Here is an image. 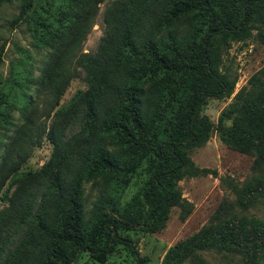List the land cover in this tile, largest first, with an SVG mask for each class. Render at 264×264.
<instances>
[{"label":"trees","instance_id":"trees-1","mask_svg":"<svg viewBox=\"0 0 264 264\" xmlns=\"http://www.w3.org/2000/svg\"><path fill=\"white\" fill-rule=\"evenodd\" d=\"M11 1L0 0V8ZM35 1L19 0L11 27L28 19ZM99 2L64 0L51 21L68 28V37L82 38ZM102 21L96 52L80 54L77 60L87 85L77 95L83 105L81 130L65 143L48 133L53 147L49 160L38 171L13 180L7 205L0 210V264H71L76 253L101 263L117 247L126 252L129 263L144 264L120 232L158 231L169 207L181 200L177 182L196 171L188 152L203 145L212 129L200 113L204 100L228 97L235 83V77L221 72L220 55L230 42H243L251 29L264 27V0H119L105 9ZM3 48L4 43L0 65ZM56 67L45 68L36 80L38 86L47 85L53 98L64 79ZM248 85L220 113L215 132L224 146L261 164L264 67ZM3 86L0 82V111L15 99L7 93L12 84L7 90ZM19 98L22 106L28 105V97ZM28 134L29 129H23L15 140ZM72 158L78 166L69 179L66 170ZM145 159L144 212L133 211L140 208L136 199L121 212L115 207L117 197ZM11 175L9 168L0 174V189ZM97 178L109 179L112 186L107 184L103 201L84 226L82 185ZM215 231L196 236L193 248H233L247 264L264 259L261 226L247 233L227 222ZM191 250L179 244L177 250H168L162 264L180 262Z\"/></svg>","mask_w":264,"mask_h":264},{"label":"rangeland","instance_id":"rangeland-1","mask_svg":"<svg viewBox=\"0 0 264 264\" xmlns=\"http://www.w3.org/2000/svg\"><path fill=\"white\" fill-rule=\"evenodd\" d=\"M63 1L36 0L28 19L13 27L11 21L18 14L19 0H12L0 8V44L4 43L0 82L6 90L12 84L7 93L15 95L9 109L0 111V174L7 168L12 173V178L0 189V210L7 205L5 199L13 190V180L38 171L49 160L53 147L46 137L48 133L52 132L57 140L65 143L80 132L83 105L77 95L85 91L87 85L84 69L77 60L80 54L96 52L104 30L103 13L111 3L119 0H100L89 19L87 34L73 39L67 36L68 28L51 21L53 10L61 7ZM50 28H55L56 32L49 33ZM54 65L64 79L60 94L53 98L47 85L38 86L36 80L42 78L45 68ZM263 67L264 27L251 29L246 40L230 42L223 49L219 68L230 78L235 77V83L228 97L204 100L200 113L208 119L212 129L203 145L188 152L196 171L177 182L181 200L169 207L158 231L120 232L130 240L144 264H162L168 250H177L179 244L192 250L188 257L175 264H247L242 254L233 248L196 250L193 247L196 236L210 235L212 230L216 233L227 222L236 223L247 233L253 232L255 227L264 229V163L255 164L253 156L227 148L215 132L220 113L233 102L234 95L248 88L249 79ZM22 94L29 98L27 106H22L23 100L19 98ZM225 125L228 126L229 121ZM23 129H29L28 137L15 140ZM147 160L140 163L117 197L115 207L119 211L131 207L136 199L140 208L133 211L135 214L144 212L141 189L148 178ZM77 166L72 158L66 170L69 179ZM109 182L101 178L84 181L81 196L84 226L92 221L93 209L103 201L107 184L111 189ZM71 264L131 263L126 252L117 247L101 263L89 254L76 253ZM258 264H264V259Z\"/></svg>","mask_w":264,"mask_h":264}]
</instances>
